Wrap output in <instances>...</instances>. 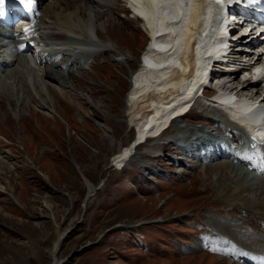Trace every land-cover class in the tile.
<instances>
[{
  "label": "rangeland",
  "instance_id": "374dc122",
  "mask_svg": "<svg viewBox=\"0 0 264 264\" xmlns=\"http://www.w3.org/2000/svg\"><path fill=\"white\" fill-rule=\"evenodd\" d=\"M114 5L97 26L112 50L72 72L50 67L56 71L41 77L53 85L45 106L32 103L17 116L13 104L0 101V264H52L53 256L55 264H235L181 251L206 232L207 222L218 226L209 211L238 212L254 227L252 211L262 217L256 207L264 190L250 173L230 163L196 166L175 148L176 134L205 124L200 106L137 146L121 170L115 167L113 154L138 129L127 97L146 30L123 2ZM45 30L44 39L58 38ZM86 182L96 192L83 207L91 191Z\"/></svg>",
  "mask_w": 264,
  "mask_h": 264
},
{
  "label": "bare ground",
  "instance_id": "6f19581e",
  "mask_svg": "<svg viewBox=\"0 0 264 264\" xmlns=\"http://www.w3.org/2000/svg\"><path fill=\"white\" fill-rule=\"evenodd\" d=\"M126 1L130 2V0ZM114 2L115 0H44L40 7L42 15L38 21V25L40 26L42 23H45L43 21L44 16L49 17V23L55 24L65 30L66 33L63 32L64 34L61 35L65 36L66 39L65 42L63 41V45L67 47L56 45V43L62 42H51L46 44L44 49H42L44 45H42L43 43H39L36 47L40 50L37 52L38 58H40L42 50H64L68 51V54L71 55V64H74L77 59L82 58L77 55L80 51L89 52V55L101 49L103 51L112 50L111 47H113V45L103 41L99 37L97 26L102 24L101 21L103 17L113 13ZM202 6V0H189L186 8V16L180 17V20L177 21H170L166 27H163V24L159 22L158 28H152L150 16L144 11L145 8L143 6H141L143 9L140 8V5L136 9L139 14L146 18L145 21L149 27L151 41L147 46L144 45L146 47L141 49V58L144 60V65L138 67L137 72L131 80V89L128 93V101H132L130 107V120L135 121L138 126V129H136L137 137L132 144L126 147H120L119 150L113 154L115 164L119 166L122 165L133 151V147L136 143L146 139V136H149V134L153 135L157 133L160 128L166 125L176 109L179 110L180 108L186 107L195 97V95H193L194 86L192 84L189 87L186 85H188L189 78L192 76L194 70V43H196L195 54L197 63H199L201 58L200 54L203 36L199 38L198 28L201 17L203 16V12L201 11ZM186 17H188V20L186 19L185 21L184 18ZM136 19L138 20V18ZM182 19L186 22V28L178 27ZM46 28L51 27L48 25ZM181 34L185 37L183 50L177 42V38ZM147 37L146 35L145 40ZM117 49L121 58L124 57L123 55L127 56L120 48ZM0 53V60L10 63L6 69H0V101L6 99L9 105L13 104L17 116H22L24 114L23 110L32 103L45 106L48 99H51L50 91L53 85L43 79V81H41V77L48 74L47 69L42 67V62H46L41 61L45 59L42 54L38 62L39 64L37 65L36 63L39 68V65H41L42 68L38 69V67L30 66L24 56L15 54L12 51V45L0 48ZM176 54L181 56V60H168L170 56ZM226 67L229 68L230 66L226 65ZM204 71L205 69L199 70L197 75L192 78V82H196V80L199 82L201 80V74H203ZM233 84L235 85L231 90L236 89L238 85H243L238 90L240 93L246 92V94L250 93L252 95L253 90H256L254 99H259L263 95L260 104H264V94L261 93L262 91H258L257 83L244 80L238 83L233 81ZM44 87H46V90ZM234 98L233 95L227 94L225 98L227 103L222 104V107L227 111H234L235 105L239 103V100ZM138 102H140V107H136L137 109H135L134 106ZM196 103L205 110V113L214 112L215 110L212 105L213 103L209 100L205 101L203 98L200 99L199 97L195 101V104ZM253 107H255V104L250 102L246 109H252ZM52 108L51 106L47 108L48 115L53 112ZM54 114L56 113L54 112ZM3 115L4 113L2 116ZM238 120L243 122L245 117H238ZM230 125L236 126L234 123H230ZM226 128L225 125L224 129ZM231 131L234 132L233 130H230V132ZM234 135L236 139L239 138L235 132ZM223 164L226 165V163ZM250 175H252V178H256L259 181V186L264 190V179L257 177L256 174L253 173H250L249 176ZM86 184L91 190L90 194H87L84 199L88 201L96 192V188L92 187V184L90 183V185L89 182H86ZM245 200L248 201V199L245 198L243 202H246ZM259 205L264 206V201L257 204L256 207V210L260 211L262 217H264L263 210L260 209ZM252 213L255 214L256 212L252 211ZM217 222L219 226V219H216V223ZM234 222L233 224L230 220L224 218L225 226L223 229L226 234L236 238L237 242L242 247L255 251H264V234L251 232L245 229L246 227L240 228L239 225H235L237 222ZM216 226L217 225H215V228H217ZM219 229L221 228L215 229L214 231L219 232ZM60 237H58L56 242L57 247L60 243L58 241ZM193 248L194 246H192V249ZM54 249L55 245L52 249V255H54ZM53 259L52 264H55V256H53ZM230 262L234 263L232 261Z\"/></svg>",
  "mask_w": 264,
  "mask_h": 264
},
{
  "label": "snow or ice",
  "instance_id": "6c2138e0",
  "mask_svg": "<svg viewBox=\"0 0 264 264\" xmlns=\"http://www.w3.org/2000/svg\"><path fill=\"white\" fill-rule=\"evenodd\" d=\"M4 0H0V4H3ZM31 0H20L21 4L30 3ZM215 3H220V0H214Z\"/></svg>",
  "mask_w": 264,
  "mask_h": 264
},
{
  "label": "water",
  "instance_id": "95a60500",
  "mask_svg": "<svg viewBox=\"0 0 264 264\" xmlns=\"http://www.w3.org/2000/svg\"><path fill=\"white\" fill-rule=\"evenodd\" d=\"M70 230H71V228L66 229L64 234L60 237V239L58 241H60L62 238H64L70 232Z\"/></svg>",
  "mask_w": 264,
  "mask_h": 264
}]
</instances>
